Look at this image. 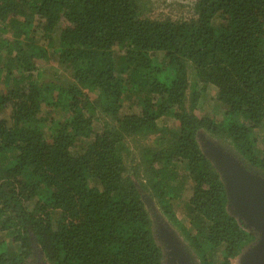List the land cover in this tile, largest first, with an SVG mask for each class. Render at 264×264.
Wrapping results in <instances>:
<instances>
[{
    "label": "trees",
    "instance_id": "16d2710c",
    "mask_svg": "<svg viewBox=\"0 0 264 264\" xmlns=\"http://www.w3.org/2000/svg\"><path fill=\"white\" fill-rule=\"evenodd\" d=\"M141 1L0 0V264H167L144 191L197 264L259 240L200 132L264 174V0H196L182 19ZM208 85L220 117L196 111Z\"/></svg>",
    "mask_w": 264,
    "mask_h": 264
},
{
    "label": "rangeland",
    "instance_id": "374dc122",
    "mask_svg": "<svg viewBox=\"0 0 264 264\" xmlns=\"http://www.w3.org/2000/svg\"><path fill=\"white\" fill-rule=\"evenodd\" d=\"M196 0H142L143 6H144V13L146 16L153 18V19H162L166 17H171L173 19H179V18H190L193 15V5ZM56 67V64H47L46 70L47 74L50 75L52 71L54 70V67ZM192 72V71H191ZM193 73V72H192ZM48 77V76H47ZM65 78V77H63ZM190 80H194V76L191 74ZM216 88L214 86H206L205 90L201 93L199 99H198V105H197V113H204V112H214V102H215V95H216ZM219 111V110H218ZM8 112H4L1 115H7ZM217 117L221 116V113L218 112L216 114ZM173 120L164 119L160 121V124L165 123H171ZM101 127V124L97 122L95 124V130H99ZM255 135L258 136L259 139V146H261V139L264 137V128L260 129L255 132ZM149 141H151L153 146H157L159 143L157 141L156 136L151 135L149 138ZM161 145V144H159ZM208 145H212L213 148H216L220 150L221 152H225L229 157L233 158L239 165L242 170L247 172L252 177L257 178H264V174L257 170H252L249 168V166L246 164V162L243 160V158L233 149L231 142L226 137V135L223 136H211L207 131L202 130L200 132V147L203 151H207ZM134 144L131 143V147H133ZM207 146V147H206ZM212 150V147H211ZM210 150V151H211ZM209 151V153H211ZM137 154V152H135ZM211 161L214 164L216 170L219 172L220 177L223 181H226V177L224 174V171L217 160L212 158ZM214 160V161H213ZM131 176H134L137 180L140 178V182L145 181V172L143 170H140V177H137L133 174V171L131 169ZM145 204L149 210V213L151 215V218L153 219V223L158 227L161 228V236L165 238V236L170 235L171 239H173V244L175 248L179 249L183 256L187 259V264H197L199 261L198 256L194 252L193 249L188 246V242L185 240L184 235L180 232V230L172 223L171 220L168 219V217L160 210L159 206L157 205L156 201L147 193L144 191L143 193ZM187 198V194L184 195V199H180L178 201V206L176 208L177 212L176 215L180 220H185V216L182 209V203ZM233 210H235V206H231ZM186 224V223H185ZM164 232V233H163ZM170 249L168 248L166 250L167 255H170ZM240 257V255H239ZM238 257V258H239ZM237 258V259H238Z\"/></svg>",
    "mask_w": 264,
    "mask_h": 264
},
{
    "label": "water",
    "instance_id": "95a60500",
    "mask_svg": "<svg viewBox=\"0 0 264 264\" xmlns=\"http://www.w3.org/2000/svg\"><path fill=\"white\" fill-rule=\"evenodd\" d=\"M202 152L210 160L212 154V158L218 161L224 171L226 181L223 182L229 194V210L244 217L246 223L259 232L257 243L238 256L237 264H264V178L250 176L233 158L212 145H208L207 151ZM231 206H235V210ZM170 246L167 264H187V259L181 251L175 248L173 243H170Z\"/></svg>",
    "mask_w": 264,
    "mask_h": 264
},
{
    "label": "flooded vegetation",
    "instance_id": "af4514ba",
    "mask_svg": "<svg viewBox=\"0 0 264 264\" xmlns=\"http://www.w3.org/2000/svg\"><path fill=\"white\" fill-rule=\"evenodd\" d=\"M157 227V226H156ZM157 230L159 231V233H160V235H161V228H160V226H159V229H158V227H157ZM164 233V232H163ZM165 237H169L170 238V241H169V243H173V239H171V236L170 235H166ZM36 264H41L40 262H36ZM43 264V263H42Z\"/></svg>",
    "mask_w": 264,
    "mask_h": 264
}]
</instances>
